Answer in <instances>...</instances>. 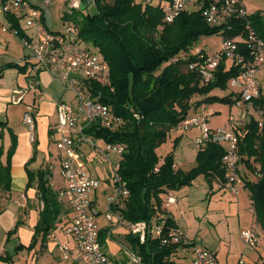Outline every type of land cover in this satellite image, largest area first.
<instances>
[{"label": "trees", "instance_id": "trees-1", "mask_svg": "<svg viewBox=\"0 0 264 264\" xmlns=\"http://www.w3.org/2000/svg\"><path fill=\"white\" fill-rule=\"evenodd\" d=\"M153 1V2H152ZM173 0H95L97 13L84 14L75 20L81 40L108 62L111 84L104 87L96 82L88 86L92 98L102 102L123 122L113 129H102L95 124L87 133L105 142L124 147L120 174L127 183L130 196L123 209L115 208L123 218L132 223L147 222L157 225L162 219L166 229L177 228L176 221L167 212L163 196L191 186L203 176L208 183L226 182L223 158L225 149L209 144L198 151L196 166L185 171L175 166V155L170 153L163 162L157 150L168 141L172 131L203 105L222 103L234 106L237 97L230 93L218 96L215 91H227L229 82L238 76L243 67L222 60L215 79L203 83L199 73L190 65L198 58L193 53L195 44L203 37L219 36L221 29L207 24L200 10L183 13L172 24L164 22L162 2ZM75 10V9H72ZM80 11V10H79ZM70 15V14H69ZM69 15L64 16L68 20ZM264 40V17L256 13L248 18ZM12 28L20 31L19 22L9 18ZM241 28L243 26V21ZM240 32V31H239ZM238 33V32H237ZM236 34V33H235ZM233 36V35H231ZM240 54L248 58L244 45ZM18 68V63L7 66ZM264 109V96L255 101ZM11 137V146L4 148L5 133ZM179 138L175 140V147ZM17 148V138L7 122L0 121V193L12 192V161ZM241 162L255 175L256 181L245 180L256 223L264 232V127L254 119L245 126L240 136ZM30 189L38 179V198L44 204L36 227L33 246L41 237L46 242L55 223L63 212L57 194L48 186L43 172L27 171ZM109 229L101 232L104 242ZM145 264H179L190 245L162 246L160 239L149 238L141 244L138 238L126 237ZM182 250V251H181Z\"/></svg>", "mask_w": 264, "mask_h": 264}, {"label": "built area", "instance_id": "built-area-1", "mask_svg": "<svg viewBox=\"0 0 264 264\" xmlns=\"http://www.w3.org/2000/svg\"><path fill=\"white\" fill-rule=\"evenodd\" d=\"M44 2L46 7L52 4L50 0ZM80 5V0H73L71 8L78 10ZM161 6L164 22L167 24H172L183 13L200 10L209 26L221 29V50L213 55L201 49L194 53L198 59L190 65V69L199 73L203 83L214 81L219 64L224 59L230 64L243 67L241 73L229 82V87L234 89L232 93L237 97L235 106L241 109L240 119L232 116L224 128L214 129L210 126V115L196 113L187 118L178 129L182 134L192 131L197 133L194 145L198 150L209 144L220 145L225 149L224 187L239 195V186L242 183L239 173L240 136L253 119L261 129L264 127V109L255 105V101L262 96L257 73L264 70V40L248 21L251 15L242 0H173L162 2ZM0 15L6 19L14 18L23 24L24 35L21 37L19 30L10 27L7 22L3 24V31H11L18 36L28 52L27 60L34 63L38 70L49 74L66 92L73 95L72 102L57 103V132L60 135L58 148L62 156V177L66 183V187L59 192V198L67 200L73 210L72 220L65 228V234L71 239L72 246L57 243L63 259L73 261L74 264H145L143 257L129 243H117L122 255L119 259H115L108 251L106 244L116 243L112 234L114 228H118L124 229L127 236L138 238L141 244L152 238L160 239L162 246L190 245L185 250L190 253L189 256L179 264H225L214 252L189 243L187 235L179 227L166 229L164 219L154 226L143 221L132 223L115 210L117 207L123 209L124 201L130 196L127 183L120 174L125 149L120 144L96 138L87 133V130L95 124L110 130L121 126L123 122L106 105L90 95L88 86L91 82L104 87L110 86V66L81 40L77 25L70 23L58 31L48 29L43 22L42 9L28 0H0ZM242 21L241 28L239 22ZM239 45L246 47L248 58L238 52ZM14 93L17 96L15 103L23 101L22 91ZM252 108L256 109L258 118L251 114ZM35 115L36 107L28 105L23 121L32 141L35 140L36 133ZM84 148L106 166L113 188L105 212V219L111 228L104 242L101 239V214L93 200V194L101 188L102 182L90 171ZM175 202L173 197H169L165 205L169 207ZM263 233L256 229L243 230L241 238L245 247L256 249ZM53 238L58 241L56 236L53 235ZM238 264L244 263L240 260Z\"/></svg>", "mask_w": 264, "mask_h": 264}, {"label": "crops", "instance_id": "crops-1", "mask_svg": "<svg viewBox=\"0 0 264 264\" xmlns=\"http://www.w3.org/2000/svg\"><path fill=\"white\" fill-rule=\"evenodd\" d=\"M32 4L41 7L36 3ZM69 6L71 7V4ZM41 9L43 22L47 26L45 10L42 7ZM6 22L12 27L9 18L6 19L0 15V121L7 122L14 131L17 138V148L12 161V192L10 194L0 193V264H74L73 261L63 259L57 244L60 242L72 246L71 239L65 234V228L72 220L73 210L67 200L59 198V192L66 187V183L62 177V156L58 148L60 135L57 132L59 124L57 103L72 102L73 95L66 92L61 84L52 79L49 74L38 70L34 63L27 60L28 52L25 50L21 39L11 31H3V24ZM19 26L20 31L23 30L22 32H24L23 24L19 23ZM13 63H18L19 67H7ZM259 73L263 74L264 70L259 71ZM258 82L262 96H264V88L260 83L261 81L258 80ZM15 91H22L23 93V101L20 103L14 101L17 97ZM219 92L217 90L215 94ZM28 105L36 107L34 141L31 140L30 132L23 121ZM199 111H202V114L212 116L207 112L206 105L201 106L195 113L201 114ZM176 131L181 133L180 130ZM196 135L197 133L194 134L190 142L194 147ZM3 144L5 152H7L11 146V137L8 132L5 133ZM84 150L90 171L102 182L101 188L93 194V200L99 208L102 231H104L111 228L105 219V212L108 197L112 194L113 188L108 179L107 168L101 167L103 166L102 163L91 151L87 148ZM175 166L180 169L176 160ZM28 170L45 174L48 186L57 194L58 202L63 206V212L55 223L47 241L43 242L42 238L39 237L34 246L36 227L44 204L38 198V179L34 181L30 189H27L29 184ZM99 170H103L104 177L100 175ZM198 179L205 180L203 176ZM193 183L195 188L199 187L198 184H195L196 181ZM221 185L224 187V184ZM181 191L169 192L163 196L164 202L169 197L176 200L174 204L167 207L168 209L180 202L182 198L179 197V194L183 192ZM247 198L254 216L248 191ZM177 226L179 227L178 224ZM53 235L58 241H55ZM112 235L116 243H107L106 247L115 259H119L122 255L117 243H126L127 233L124 229L114 228Z\"/></svg>", "mask_w": 264, "mask_h": 264}, {"label": "rangeland", "instance_id": "rangeland-1", "mask_svg": "<svg viewBox=\"0 0 264 264\" xmlns=\"http://www.w3.org/2000/svg\"><path fill=\"white\" fill-rule=\"evenodd\" d=\"M28 1L38 4L45 10L46 24L52 31L62 30L66 25L75 23V20L84 14L97 13L95 0H80L85 5V10H72L69 5L73 0H50L52 4L49 7H46L44 0ZM242 1L249 15L262 13L264 17V0ZM106 2L112 3V0H106ZM65 15H69V19L66 21L64 20ZM221 48L220 36L203 37L195 44L193 53L197 49H201L213 55ZM7 79L9 78L7 77ZM257 79L261 81L264 88V73L258 72ZM233 91L234 89L229 87L227 91H220L216 95L223 97ZM206 110L212 115L210 126L214 129L224 128L232 116L236 119L241 117V109L235 105L230 107L222 103H214L206 105ZM199 112L202 114V111ZM251 114L258 118L256 109L252 108ZM194 134L196 132L192 131L182 136L180 132L172 131L168 141L157 150L160 162L162 163L170 153H174L180 169L188 171L195 167L198 149L190 144ZM177 137H179V141L175 147L174 143ZM102 165L101 167L104 168L105 165ZM240 167L242 183L239 186L241 191L239 195L233 194L218 181H213L211 185L203 179H197L195 184H198V188H195L194 183L183 188V192L181 191L182 193L179 194V197L182 198L180 202L169 209L166 207V209L179 225L180 230L187 235L189 243L214 252L222 263L238 264L242 260L244 264H264V233L250 210L251 204L244 188L246 179L252 181L257 179L254 174L246 170L242 163ZM98 172L104 177L103 170ZM247 229H256L263 233L256 249L246 248L242 241L241 233ZM179 254L181 256L177 255L174 258L180 260L185 255L189 256L190 253L182 251Z\"/></svg>", "mask_w": 264, "mask_h": 264}, {"label": "water", "instance_id": "water-1", "mask_svg": "<svg viewBox=\"0 0 264 264\" xmlns=\"http://www.w3.org/2000/svg\"><path fill=\"white\" fill-rule=\"evenodd\" d=\"M80 9L81 10H85L86 8H85V5L83 4V3H81V5H80Z\"/></svg>", "mask_w": 264, "mask_h": 264}]
</instances>
